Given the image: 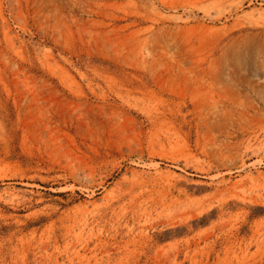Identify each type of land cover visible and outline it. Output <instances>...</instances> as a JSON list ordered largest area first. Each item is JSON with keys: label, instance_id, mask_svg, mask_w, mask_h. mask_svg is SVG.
I'll return each mask as SVG.
<instances>
[{"label": "rangeland", "instance_id": "1", "mask_svg": "<svg viewBox=\"0 0 264 264\" xmlns=\"http://www.w3.org/2000/svg\"><path fill=\"white\" fill-rule=\"evenodd\" d=\"M0 264H264V0H0Z\"/></svg>", "mask_w": 264, "mask_h": 264}]
</instances>
